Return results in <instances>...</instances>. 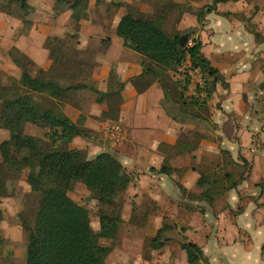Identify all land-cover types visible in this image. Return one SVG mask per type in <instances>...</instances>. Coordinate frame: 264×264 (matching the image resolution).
Instances as JSON below:
<instances>
[{
  "label": "crops",
  "instance_id": "1",
  "mask_svg": "<svg viewBox=\"0 0 264 264\" xmlns=\"http://www.w3.org/2000/svg\"><path fill=\"white\" fill-rule=\"evenodd\" d=\"M248 1L220 3L207 13L209 0H192V11L175 19L169 32L171 17L160 16L165 17L166 34L193 29L190 40L202 44L201 53L225 83L216 85L206 116L194 110L205 122L190 119L185 123L171 118L163 106L159 78L145 72L165 74L163 82L169 79L181 91L178 77L125 47L116 34L121 18L130 13L124 4L133 0H89L85 17L71 10L56 13L53 0L40 5L27 0L34 10L27 15L0 13V37L5 40L0 53L6 56L10 84L17 87L26 71L61 89L71 88L58 100L43 94L34 99L45 98L49 108L56 107L86 131V136L72 139L70 149L87 151V159L103 152L117 156L132 179L122 194L138 204L147 201L156 207L185 210L184 218L177 221L182 225L177 233L186 239L182 242L202 249L203 264H264V196L256 197L264 181V12L260 9L252 18L248 16ZM155 14L151 11L147 19L156 20ZM71 18L77 22L72 24ZM245 18L255 30L248 28ZM112 123L123 130L121 145L114 146L103 134ZM30 127L42 129L30 124L25 129ZM220 151L229 153L234 178L238 169L245 171L244 179L235 189L216 196L212 205L190 199L188 195L204 193L197 182L208 174L204 172L207 157L221 162L219 167L214 165L215 170L222 168ZM163 167L169 174L161 172ZM219 201L223 215L214 212ZM170 243L158 250L161 256L155 264H188L180 244Z\"/></svg>",
  "mask_w": 264,
  "mask_h": 264
},
{
  "label": "trees",
  "instance_id": "2",
  "mask_svg": "<svg viewBox=\"0 0 264 264\" xmlns=\"http://www.w3.org/2000/svg\"><path fill=\"white\" fill-rule=\"evenodd\" d=\"M53 1V10L58 14L71 10L82 17L86 16L89 0ZM209 1L211 5L204 9L207 13L216 10L220 3L240 0ZM12 2L26 15L34 11L27 0ZM204 10L198 15L199 22ZM164 21L165 17L155 20L128 13L119 21L116 34L123 39L125 47L149 60L160 71L175 75L187 50L192 64L204 75L205 99L186 101L178 85L179 94L176 98L165 87V74L150 70H146L145 74L152 72L159 78L165 95L163 106L175 122L185 123L190 119L205 122L204 117L194 110L201 113L207 111V103L216 85H224V79L201 53L202 44L199 41L192 40L193 46L186 49L192 31L166 34L162 29ZM255 37L256 40L261 38L258 34ZM6 90L0 92V126L8 131V139L0 143V158L6 167H28L27 184L32 192L41 196L33 226H23L28 241L25 264H105L112 248L101 246L99 239L116 238L118 219L101 215L99 233H93L88 211L70 198L68 192L72 184L81 183L100 205L109 206L127 189L131 176L113 153L103 152L93 159H87L83 151L70 149L72 139L86 136V131L73 124L56 107L51 105V108H43L35 102L34 95L43 94L58 100L71 88L61 89L52 81L33 78L22 71L16 89L10 92ZM27 124L47 129L60 143V147L43 148L39 138L25 133ZM220 155L222 168L234 164L228 152L220 151ZM222 168L218 176L215 173L202 174L197 184L204 188V193L201 196L188 195L189 198L202 199L212 205L216 196L235 189L244 179V170L235 179L229 170L224 171ZM161 172L169 174L170 170L163 167ZM182 193L187 194L184 189ZM3 194L4 175L0 166V198ZM166 230L162 227L152 239L153 249H161L165 242L170 241L165 237ZM180 247L186 253L188 264H203L200 247L189 242H182Z\"/></svg>",
  "mask_w": 264,
  "mask_h": 264
},
{
  "label": "rangeland",
  "instance_id": "3",
  "mask_svg": "<svg viewBox=\"0 0 264 264\" xmlns=\"http://www.w3.org/2000/svg\"><path fill=\"white\" fill-rule=\"evenodd\" d=\"M36 5H40L43 0H30ZM192 0H133L131 4H124L126 10L134 16L151 18V11L156 12V16L166 15L171 17L167 24V30L174 25L173 21L181 17L184 13L192 11L189 4ZM247 11L250 9L248 16L251 18L261 10L264 12V0H249L246 4ZM142 9L145 11L142 13ZM0 13L8 15L21 16V11L12 0H0ZM250 18V19H251ZM249 25V29L255 30L256 26L250 24V20L244 19ZM72 24L76 23L71 18ZM201 22V21H200ZM198 21V23H200ZM26 26V25H25ZM187 31V30H186ZM193 32V29L191 30ZM263 34V33H262ZM4 39L0 37V45L4 44ZM3 53V54H2ZM0 53V92L2 89H16L12 86V80L5 72L6 56L4 52ZM165 87L174 97L177 98L179 91L174 85L170 84L169 79L164 81ZM11 85V86H10ZM6 90V91H7ZM36 103H39L43 108L50 106V103L45 98L37 97ZM205 113V112H204ZM203 113V114H204ZM205 116L207 113L204 114ZM209 117V116H208ZM210 130V123L207 126ZM25 133L28 135L34 134L41 140V144L45 149L53 147H60V143L55 141L47 129L27 128ZM52 137V138H51ZM8 139V131L0 126V143ZM85 156H88L87 151H83ZM221 162H216L210 157L206 158L207 173H215L217 176L220 171L215 170L214 165ZM226 164V162L224 163ZM0 166L4 175V194L0 198V264H25L26 248H27V233L23 226L32 227L35 221V216L40 203V194L32 192L27 184V176L30 169L24 166L6 167L2 164L0 158ZM233 166L224 165V171L233 169ZM247 167H245L246 169ZM235 170V169H234ZM239 172L241 170H235ZM216 176V177H217ZM261 186L264 188V181ZM259 188L256 197L263 199L264 190ZM68 195L80 206L85 208L90 217V225L93 233H99L100 230V216L107 215L111 218L118 219V230L114 240L99 239L101 246L112 248L111 256L107 257V262L111 264H155L160 259L161 254H157L158 250L152 248L151 241L156 237L158 231L165 227V237L167 236L170 241L165 242L166 247L169 242L176 243L178 246L182 241L186 240L177 233L178 227H182L177 223L180 217L183 219L185 210L167 207H156L149 204L147 201H142L138 204L135 200L127 197L126 194H120L115 201L109 206L100 205L95 199L93 194L81 183H74L69 189ZM245 197V196H244ZM248 198V197H247ZM255 198V197H254ZM223 203L219 201L216 205L214 212L217 215H223ZM192 213L190 216H194ZM181 221V219H180ZM177 223V224H176ZM179 224V225H178ZM158 227V230H157ZM184 232L185 229L183 228ZM170 243V244H172ZM162 249V248H161ZM174 252L177 246L173 247Z\"/></svg>",
  "mask_w": 264,
  "mask_h": 264
},
{
  "label": "built area",
  "instance_id": "4",
  "mask_svg": "<svg viewBox=\"0 0 264 264\" xmlns=\"http://www.w3.org/2000/svg\"><path fill=\"white\" fill-rule=\"evenodd\" d=\"M193 46L192 40H189L186 49ZM176 76L181 83V92L186 101L203 100L205 79L201 70L192 64L190 54L187 50L184 53L181 64L177 67ZM103 134L114 146L121 145L124 142V133L119 124L112 123L107 125Z\"/></svg>",
  "mask_w": 264,
  "mask_h": 264
}]
</instances>
